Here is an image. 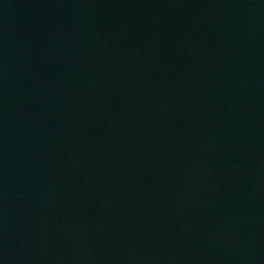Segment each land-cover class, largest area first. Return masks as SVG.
Masks as SVG:
<instances>
[{
	"label": "water",
	"instance_id": "water-1",
	"mask_svg": "<svg viewBox=\"0 0 264 264\" xmlns=\"http://www.w3.org/2000/svg\"><path fill=\"white\" fill-rule=\"evenodd\" d=\"M0 264H264V0H0Z\"/></svg>",
	"mask_w": 264,
	"mask_h": 264
}]
</instances>
